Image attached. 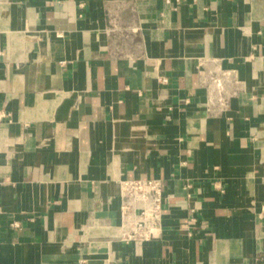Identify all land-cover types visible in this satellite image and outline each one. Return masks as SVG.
I'll return each instance as SVG.
<instances>
[{
    "label": "crops",
    "instance_id": "1",
    "mask_svg": "<svg viewBox=\"0 0 264 264\" xmlns=\"http://www.w3.org/2000/svg\"><path fill=\"white\" fill-rule=\"evenodd\" d=\"M0 264H264V0H0Z\"/></svg>",
    "mask_w": 264,
    "mask_h": 264
},
{
    "label": "built area",
    "instance_id": "2",
    "mask_svg": "<svg viewBox=\"0 0 264 264\" xmlns=\"http://www.w3.org/2000/svg\"><path fill=\"white\" fill-rule=\"evenodd\" d=\"M165 1L168 5H173V0ZM175 1L180 3V0ZM161 81L167 83L168 79L163 78ZM120 196L123 200L122 227L125 230L122 239L130 242L156 238L164 204L161 182L155 179L124 180L121 183ZM196 222L197 219H191V223Z\"/></svg>",
    "mask_w": 264,
    "mask_h": 264
}]
</instances>
